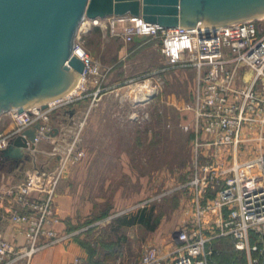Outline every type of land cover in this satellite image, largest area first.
<instances>
[{
  "label": "rangeland",
  "instance_id": "374dc122",
  "mask_svg": "<svg viewBox=\"0 0 264 264\" xmlns=\"http://www.w3.org/2000/svg\"><path fill=\"white\" fill-rule=\"evenodd\" d=\"M107 22L105 17L77 30L75 41L99 73L87 74L72 94L50 104L45 120L50 135L29 149L18 166H55L73 144L74 152L82 151L60 179L67 176L65 190L72 200L69 212L59 215L61 233L68 236L54 264H67L64 250L72 246L83 255L80 264L101 260L102 253L113 249L114 264H137L146 247L166 243L192 214L194 70L167 65L160 37L125 41ZM123 25L118 21L115 31ZM138 85L151 88L152 94L141 98ZM1 115L0 131L11 129L13 112ZM243 132L238 157L247 166L242 181L253 188L260 183L256 159L264 155V125L245 124ZM143 214L150 215L148 225L155 223L152 229L139 222ZM211 247L218 251L211 256L216 264H250L248 253L237 252L229 238ZM259 247L251 252L257 259L251 264H264V243Z\"/></svg>",
  "mask_w": 264,
  "mask_h": 264
},
{
  "label": "built area",
  "instance_id": "2783aa9c",
  "mask_svg": "<svg viewBox=\"0 0 264 264\" xmlns=\"http://www.w3.org/2000/svg\"><path fill=\"white\" fill-rule=\"evenodd\" d=\"M102 19L84 17L78 29L86 30L89 23L99 24ZM106 19V27L125 41L136 36L160 37L167 65L194 70L193 173L188 182L192 214L166 243L146 247L137 264H216L210 245L219 237H230L234 248L246 251L250 264L256 263L251 252L262 250L259 244L264 243V155L256 159L259 185L246 188L242 173L247 163L239 161L238 148L245 124L264 125V18L211 27L199 23L194 28L163 27L141 15ZM118 21L124 25L115 31ZM73 55L83 62V80L87 74L99 73L75 40ZM50 104L46 108L31 106L21 113L12 110L15 123L9 131H0V150L36 123L34 145L50 135L45 123ZM74 148L69 145L67 155L55 166L34 165L20 182L5 190L0 186V207L7 206L9 220L19 225L24 239L16 245L0 237V264H30L34 255L67 238L55 228L61 220L56 189L68 165L82 155ZM71 152L73 157H69ZM214 188L217 190L210 196ZM262 254L264 259V250ZM73 264L79 260L74 259Z\"/></svg>",
  "mask_w": 264,
  "mask_h": 264
},
{
  "label": "water",
  "instance_id": "95a60500",
  "mask_svg": "<svg viewBox=\"0 0 264 264\" xmlns=\"http://www.w3.org/2000/svg\"><path fill=\"white\" fill-rule=\"evenodd\" d=\"M125 14L163 27H211L263 15L264 0H0V115L63 98L83 71L73 55L82 19ZM37 128L16 135L0 157L16 167L27 160Z\"/></svg>",
  "mask_w": 264,
  "mask_h": 264
},
{
  "label": "crops",
  "instance_id": "0c3cea01",
  "mask_svg": "<svg viewBox=\"0 0 264 264\" xmlns=\"http://www.w3.org/2000/svg\"><path fill=\"white\" fill-rule=\"evenodd\" d=\"M0 115V119H1ZM10 128L7 127L4 129L5 131L9 130ZM20 165V164H19ZM18 165V166H19ZM16 167L12 169L11 171H0V186L3 190L8 188L9 186H12L13 184H16L23 180L27 173L30 171V169L34 166L33 164L31 167L26 168L24 165H21V167ZM22 172V174L18 173ZM24 174V176H23ZM67 177V176H66ZM64 177L58 185L57 191H56V207L59 215L65 216L67 212H69L68 204L72 200V195L68 192V190H65V178ZM8 211L7 206L3 205L0 207V237L4 240L10 241L12 243H15L16 245L22 244L24 239L23 235L20 231V227L17 224H13L9 218H8ZM62 223L58 222L55 224V228L61 233L62 232ZM175 230V229H174ZM173 230V231H174ZM172 231V232H173ZM171 232V233H172ZM72 245V244H70ZM212 245V244H211ZM210 245V246H211ZM71 247V246H70ZM63 244L58 243L46 250H43L36 255H34L31 259L30 264H54L57 262L58 259H60L62 252H63ZM72 248V249H71ZM70 251L65 252L68 253L69 259L67 264H73L74 259H82V253L74 246H72ZM212 248V247H211ZM80 264V263H79Z\"/></svg>",
  "mask_w": 264,
  "mask_h": 264
},
{
  "label": "trees",
  "instance_id": "16d2710c",
  "mask_svg": "<svg viewBox=\"0 0 264 264\" xmlns=\"http://www.w3.org/2000/svg\"><path fill=\"white\" fill-rule=\"evenodd\" d=\"M16 168L15 166V162L12 160V159H6V158H2L0 157V171H11L12 169ZM144 216V217H143ZM146 216V217H145ZM149 221H150V215H142V217L140 218L139 222L140 223H144L145 225H148L149 224ZM155 223L152 224V225H148L150 229H152L154 227ZM230 239L231 242H232V246L234 248V244H233V241L230 237H219V238H216L212 241V245H216L217 243H220L221 241L225 240V239ZM254 240V237H252V240ZM235 249V248H234ZM214 253L216 254L218 251L216 249H214ZM237 252H240V253H243V251H239V250H236ZM255 254V252H254ZM93 255V253H92ZM103 256V259L101 260H95V259H90L92 260V262H86L85 264H114L113 263V259L116 257V253L114 251V249L112 251H107V252H104L101 254ZM107 257L110 259L109 262L106 263L105 259H107Z\"/></svg>",
  "mask_w": 264,
  "mask_h": 264
},
{
  "label": "bare ground",
  "instance_id": "6f19581e",
  "mask_svg": "<svg viewBox=\"0 0 264 264\" xmlns=\"http://www.w3.org/2000/svg\"><path fill=\"white\" fill-rule=\"evenodd\" d=\"M257 18H264V14L258 16ZM83 28H84V25H83ZM82 82H83V78L80 75V78H79L78 82L76 83V85L64 97L72 94L76 90V88L80 87V85L82 84ZM138 88H142V91H141L142 93L140 94V97L141 98H144V99L145 98L147 99L152 94V92H153V90L151 88H148L147 89V86H144V85H141V86L138 85ZM53 102L54 101H51L50 103H53ZM34 148H35V145H34Z\"/></svg>",
  "mask_w": 264,
  "mask_h": 264
}]
</instances>
